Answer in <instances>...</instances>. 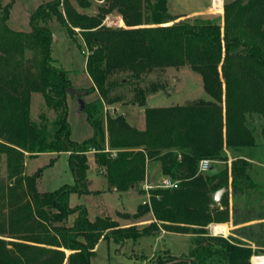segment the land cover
Listing matches in <instances>:
<instances>
[{
	"label": "trees",
	"instance_id": "16d2710c",
	"mask_svg": "<svg viewBox=\"0 0 264 264\" xmlns=\"http://www.w3.org/2000/svg\"><path fill=\"white\" fill-rule=\"evenodd\" d=\"M1 1L0 154L7 182L0 181V264H90L101 239L119 244L161 229L191 232L189 250L165 251L149 264H250L258 248L232 235L212 234L209 225L229 217L227 193L219 208L212 192L229 184L233 194L256 187L249 162L237 156L227 165L225 149L264 145V0L227 2L217 19L179 20L166 0H103L94 15L81 14L69 3L62 10L61 0H47L30 14L29 31L8 25L10 1ZM113 10L123 25L103 23ZM52 18L73 42L72 27H79L91 79L85 91L98 93L84 101L93 131L81 141L70 136L66 95L72 83L51 54ZM186 65L200 74L207 97L147 106V95L164 85L146 83V76ZM126 85L132 86L131 97L122 91ZM37 92L54 112L52 121L43 113L40 122L31 119L30 98ZM121 101L144 106L143 128L123 113L103 115L105 106ZM89 151L110 189L143 190L149 160L158 161L160 173L178 186L149 190L147 201L132 213L137 218L150 212L147 224L120 226L108 215L90 219L85 205L69 202L73 192H95L87 185ZM41 152L68 154L72 185L38 190L41 168L29 174L23 169L27 155ZM204 158L213 165L225 163L214 173L200 172L198 162Z\"/></svg>",
	"mask_w": 264,
	"mask_h": 264
},
{
	"label": "rangeland",
	"instance_id": "374dc122",
	"mask_svg": "<svg viewBox=\"0 0 264 264\" xmlns=\"http://www.w3.org/2000/svg\"><path fill=\"white\" fill-rule=\"evenodd\" d=\"M10 1V8L8 12L7 22L8 25L14 30H30L29 16L39 5L40 2L47 0H2L1 5ZM167 8L172 16L178 17L176 20L185 18H210L217 19L222 17L221 13L223 5L232 0H222L223 5L217 12L211 9L212 0H166ZM66 3H69L73 9L81 14L94 15L98 11V7L104 4L103 0H61L60 8L63 10ZM106 15L119 17L121 16L115 10L108 12ZM104 18V17H103ZM122 20V19H121ZM222 22V20H221ZM124 22L120 25H123ZM50 30L53 37L51 44V54L55 59V63L69 71L72 86L77 90H87L90 88L91 79L85 69L86 48L83 43L82 36H80L79 27H72L73 36L76 41L73 42L70 37L64 32L63 26L52 18L49 22ZM27 57H31L30 51H25ZM124 75V74H121ZM145 82H159L164 85V88L158 89L152 94L147 95L146 105H170L171 103H185L187 100L196 98H206L207 94L203 88L201 76L198 72L191 69L189 66L175 68L169 66L165 69H154L150 72ZM122 91L128 97L133 95L132 86L126 85ZM98 96L97 91L87 92L83 98L84 101L93 100ZM67 103V119L70 125L71 138L81 141L88 138L92 134V126L87 119V113L81 110L76 97L70 94L66 95ZM30 117L37 122L41 121L40 113H43L48 121L54 118V112L49 109L44 101L40 92L32 93L30 98ZM144 106L132 105L130 103H114L102 109L103 115L107 112L110 115L121 113H128L129 123L135 127H144L143 117ZM254 157L257 158L263 166L258 165V170L253 173L249 171L251 181L256 183V187L251 188L250 197L256 199L254 202L255 214L264 216V145H257L252 149ZM67 153H47L41 152L39 155H27L24 160L25 173H33L38 168H41L42 173L37 179L36 187L38 190H55L62 184L72 185L73 175L67 164ZM228 157V156H227ZM88 170L86 173L87 180L93 178V183L88 184L89 188H98L95 192L89 194H79L73 192L69 196L70 206L82 204L87 208L88 218H93L96 215H108L116 219L120 226H124L126 222L137 223L140 219L143 220L145 215H150V212L140 215V217H132L139 204L140 199L143 197L144 189L130 194L128 191L112 192L107 188L102 190L103 186H107L104 174L101 170L95 168L93 152L89 151L87 154ZM52 160V161H51ZM51 161V162H50ZM152 160L146 163V172L148 177L151 176L155 169ZM224 161L217 162L216 165H224ZM226 164H228L226 162ZM157 170H155L156 172ZM153 173L155 176L157 174ZM97 180V181H96ZM152 183L156 184L158 181L151 178ZM0 181L7 182V171L5 166V156L0 154ZM153 189V188H152ZM109 190V191H108ZM227 191H224V193ZM223 193V194H224ZM146 194V192H145ZM223 196V195H222ZM148 196H144V201H147ZM143 200V198H142ZM152 218V217H151ZM148 223V222H147ZM144 223V224H147ZM264 225V221L262 222ZM141 224V225H144ZM138 225V226H141ZM209 225V230L211 231ZM160 231H163L162 229ZM163 233V232H162ZM214 234V233H212ZM192 235V234H191ZM191 235L179 232H166L159 235L157 232L153 235L141 236L136 240L127 239L123 243H116L112 239H101L95 246V254L91 258L90 264H149L155 256L165 251H169L173 255H179L188 252ZM221 235L223 234H216ZM229 236V234L224 235ZM223 236V237H224ZM241 237V236H240ZM243 242L258 248V252L253 256L264 255V227L261 229H254L251 236H246V240L242 238ZM250 242H249V241Z\"/></svg>",
	"mask_w": 264,
	"mask_h": 264
},
{
	"label": "crops",
	"instance_id": "0c3cea01",
	"mask_svg": "<svg viewBox=\"0 0 264 264\" xmlns=\"http://www.w3.org/2000/svg\"><path fill=\"white\" fill-rule=\"evenodd\" d=\"M119 22L122 23V20L119 19ZM104 109L106 110V106ZM123 114L129 120L128 113L125 112ZM252 149L253 148L238 149V150L225 149V152L228 156V159L226 161L228 163L227 165H229L231 159H233L234 157L243 156L250 164L249 171H252L253 173H255V171L258 170V165L263 166V164H261V162H259L257 160V158L254 157V155L252 153ZM151 162L155 163L153 166L155 169L153 170L152 174H150L151 176H149V177H148V172H146L145 179L148 182L152 183L153 181L151 180V178H154L155 182H156V180L158 181L160 179L162 174L160 173V167H159L158 161L152 160ZM212 165H213V163H212ZM213 167H215L216 171H217V169L219 167H222V165H219V164L213 165ZM155 170H157L156 176L153 174L155 172ZM94 181L95 180H93V178H91L90 180H87V185L90 184V182L93 183ZM228 181H230V175H229ZM107 188H108V186L104 185L102 190H104V189L106 190ZM141 188H142V186H141ZM225 188H226L225 191H227V201H228L227 202L228 214H229L228 220H224L223 222H214V223H211L210 225H212V224L223 225L224 224L226 227V230H225L226 232L225 231L223 232V236L229 234V235H232L234 237H239V238H242L243 240H246V239H248V238H246V236H251L254 232V229L257 230V229H261L264 227V225L262 223L264 221V218H262L263 215L258 214V213L255 214V211L253 209L254 202L256 201V199L249 196L250 191H251L250 189L252 187H248V186L243 187V189L241 191L239 190V192H237L235 194L232 193V189H231L230 184L228 187H225ZM89 189L96 191L98 188H89ZM111 190H112V192H118L114 189H111ZM135 190L136 189L131 188V189L126 190V191H128L130 194H134L137 192ZM142 193H143V197H142L143 200L141 198L140 202H144V196L146 195L145 192H142ZM222 195L220 197L221 198L220 201L222 200ZM220 201L217 204L219 205V208H222ZM151 219H152L151 214L145 215L143 220L140 219V221L138 222V225L147 223ZM128 224H132V222H130V223L126 222L124 225H128ZM135 224H137V223H135ZM158 233H159V235H162V234H164V230L158 231ZM170 233H172V232H170ZM182 234H185L187 236L188 234L191 235L192 233L190 232V233H182Z\"/></svg>",
	"mask_w": 264,
	"mask_h": 264
},
{
	"label": "built area",
	"instance_id": "2783aa9c",
	"mask_svg": "<svg viewBox=\"0 0 264 264\" xmlns=\"http://www.w3.org/2000/svg\"><path fill=\"white\" fill-rule=\"evenodd\" d=\"M215 0H212V6L211 9L215 10L217 12V10H220L221 8H218L215 6ZM223 5V1L221 4V7ZM119 17H115V16H110V15H105L103 18V23L107 26L110 27H119L120 26V22L118 21ZM120 19V18H119ZM212 165V161L208 158H204L201 159L198 162V170L200 172H205L208 171V169L210 168V166ZM178 183L175 179H171L169 176L167 175H162L160 177V179L158 180V182L156 184L148 182L146 179L142 182V188L144 189V191L146 192V195L149 197V190L152 188H156V187H161V188H169V189H173L174 187H177ZM148 199V198H147ZM211 231L212 233H216V234H223L222 231L216 232L212 229L211 226ZM258 257H262V260H258V261H254L253 259H258ZM250 264H264V255H255L250 259Z\"/></svg>",
	"mask_w": 264,
	"mask_h": 264
},
{
	"label": "water",
	"instance_id": "95a60500",
	"mask_svg": "<svg viewBox=\"0 0 264 264\" xmlns=\"http://www.w3.org/2000/svg\"><path fill=\"white\" fill-rule=\"evenodd\" d=\"M54 35L52 34V37ZM54 38V37H53ZM67 92L70 95H73L76 97L77 103H79V107L81 110H84L85 108V102H84V98L83 96L86 94L85 90H77L76 88L70 86L69 88H67ZM216 172V168L213 167V165L210 166V168L208 169V173H214ZM225 186H222V188H219L217 190H215L214 192L211 193V198L213 199V201L215 203H218L220 201V197L223 194V192L225 191Z\"/></svg>",
	"mask_w": 264,
	"mask_h": 264
},
{
	"label": "bare ground",
	"instance_id": "6f19581e",
	"mask_svg": "<svg viewBox=\"0 0 264 264\" xmlns=\"http://www.w3.org/2000/svg\"><path fill=\"white\" fill-rule=\"evenodd\" d=\"M215 6L218 8H221L222 0H215ZM119 21V19H118ZM212 229L216 232L222 231L224 232L226 230L225 225H220V224H212ZM226 232V231H225ZM262 255V254H261ZM254 261L262 260V257H258V259H253Z\"/></svg>",
	"mask_w": 264,
	"mask_h": 264
}]
</instances>
